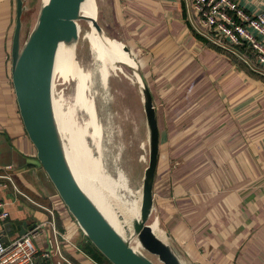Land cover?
Listing matches in <instances>:
<instances>
[{
    "label": "crops",
    "instance_id": "0c3cea01",
    "mask_svg": "<svg viewBox=\"0 0 264 264\" xmlns=\"http://www.w3.org/2000/svg\"><path fill=\"white\" fill-rule=\"evenodd\" d=\"M237 2L264 14V0ZM101 9L107 35L138 52L151 93L159 130L151 215L171 247L199 264H264V68L247 49L213 43L191 0H101ZM14 20L15 0H0V201L8 212L0 231L16 220L46 223L51 210L63 255L74 264H97L37 163L20 117L11 79ZM97 74L105 98L109 76ZM123 179L114 192L134 203L140 189ZM11 232L8 240L19 236Z\"/></svg>",
    "mask_w": 264,
    "mask_h": 264
},
{
    "label": "water",
    "instance_id": "95a60500",
    "mask_svg": "<svg viewBox=\"0 0 264 264\" xmlns=\"http://www.w3.org/2000/svg\"><path fill=\"white\" fill-rule=\"evenodd\" d=\"M83 0H47L42 3L31 31L21 42V17L24 0H15V20L11 41V79L19 114L25 131L36 149V158L52 182L57 194L76 223L93 246L111 264H157L139 249L135 251L109 224L103 214L77 183L64 154L53 105V65L60 42L78 41L77 20ZM93 25L105 35L94 19ZM123 50L131 54L125 45ZM131 59L133 57L131 56ZM137 64V62H136ZM141 81L143 110L147 127L148 162L144 168L139 220L133 221V231L142 249L155 255L161 264H199L182 260L171 245L160 239L147 223L153 209V182L158 161L159 130L155 108L146 80L137 64ZM36 224L25 226L23 221L6 222L0 231V240L17 230L23 235ZM7 231L8 232L7 234Z\"/></svg>",
    "mask_w": 264,
    "mask_h": 264
},
{
    "label": "rangeland",
    "instance_id": "374dc122",
    "mask_svg": "<svg viewBox=\"0 0 264 264\" xmlns=\"http://www.w3.org/2000/svg\"><path fill=\"white\" fill-rule=\"evenodd\" d=\"M96 2L98 7L97 22L103 29L105 28V15L101 9V0H96ZM41 4V0H24L25 7L21 17V42L25 40L34 26ZM77 25L79 37L72 61L65 67H61V64L59 71L53 76L55 111L66 151L75 159L81 158L83 171L87 172V175L94 181L98 192L103 196L105 194L110 200L111 195L108 189H113L117 179H120L123 174V182L126 180L127 182L125 183L130 182V186L134 190L141 189L143 171L148 162L146 119L138 84L131 79V68L125 64L118 63L128 75H123L118 71L115 72L110 66L109 72H105L102 53L96 55L89 46L87 38H85L84 34L86 31H89V28L84 22ZM103 31L109 37L104 29ZM131 56H133L137 64L141 63L137 51H133ZM101 72L105 76H109L106 77L108 78V91L105 98L100 93V87L104 86V80L97 74ZM82 79H84V83L88 87L86 90V92L88 91L87 97L94 104L93 115H89L90 110L86 104L83 105L84 107L80 106L79 99H73L76 85ZM98 82L103 83L99 85ZM89 116L91 117L89 118ZM86 132H88L89 136ZM74 135L77 137V140L79 137L78 142L83 141L86 156L82 157V153L77 154L76 150L72 147ZM89 154H91L93 159L100 160L105 171L103 175H100L95 167L87 162V157H90ZM36 161L39 164L37 158ZM124 195L127 196V194ZM154 218L155 215H151L147 223L151 225ZM30 223V220L24 221L26 227ZM40 228V232L33 239V242L40 251L52 254V246L48 242L51 236L48 220L46 223H42ZM160 228L162 227L160 226ZM14 238H16V235L12 237V239ZM166 241L175 247L169 238ZM139 250L153 262L161 264L155 255L149 254L141 247ZM56 259H58V256L52 255L49 261L52 264H56ZM99 260L101 262L104 261L102 258H99ZM60 264L68 263L62 261Z\"/></svg>",
    "mask_w": 264,
    "mask_h": 264
},
{
    "label": "bare ground",
    "instance_id": "6f19581e",
    "mask_svg": "<svg viewBox=\"0 0 264 264\" xmlns=\"http://www.w3.org/2000/svg\"><path fill=\"white\" fill-rule=\"evenodd\" d=\"M45 2H47V0H41V3H45ZM80 14L84 18L77 20V24L84 22L86 24V26L89 28V31H86L84 35H85V38H87V41H88L89 46L91 47L92 51H94L96 55L98 53H102L101 54L102 55V62L104 65L111 67L114 65H118V63H122V64H125L126 66L130 67L131 73H133V75L136 79V84H138V87L140 89L141 81L139 79L138 74L135 71V68L137 67L136 61L131 59L132 54H130V53L128 54L127 52H125L123 50V46H125V44H123L122 42H119L115 39L107 38L104 35H102L101 32H98L95 29V27L93 25V21H94V19L97 20V14H98V7L96 6L95 0H83L81 2V5H80ZM77 30H78V25H77ZM77 42L76 43L73 42V43H69V44L64 43V42H60L58 44L57 49H56V53H55L54 65H53V76L59 71L61 64H62L61 67H65L66 65L71 63L73 55H74L75 50H76ZM76 65H77V63H76ZM111 68L114 71L117 69V68L114 69L113 67H111ZM81 72H83V71H81ZM83 74H84V72H83ZM84 79H82L76 85V90H75V94H74L73 99L74 98H76L77 100L79 99L80 106L81 105L83 106L84 104H86L88 106V109L90 110L89 115H93L94 104H93L92 100L87 97L88 91L86 92V90L88 89V87L85 85ZM52 105H53V111H54L57 127H58L59 134H60L62 144H63L64 154H65L68 165H69L77 183L79 184L81 189L86 193V195L91 199V201L95 204V206L99 209V211L103 214V216L106 218V220L109 222V224L115 229V231L127 243H129V245L135 251L139 252L138 249H140L141 246L139 244L137 235L133 231L132 223H133V221L139 220L141 189H140V196L137 197V199L134 203H131V202L122 203L121 200L119 199V197L115 194V192H113L114 188L108 189L107 187L104 186L105 188H107L109 190V193L111 195L110 200H109V197H107L105 194H104V196L102 194H100L97 190V187H96V184L94 183V181L90 178V176L87 175V172L83 171V168L81 167V162H82L81 158L79 157V158L75 159L65 149L64 142H63V139L61 136V129L59 128V124H58V120H57V114L55 111L54 95L52 96ZM90 117L91 116H89V118ZM85 126H82V127H85ZM91 127H93V126H91ZM68 128H70V127H68ZM84 129H86V128H84ZM70 131L72 132V130H70ZM72 133H74V132H72ZM86 133L88 134V132H86ZM88 136H89V134H88ZM76 138L77 137L75 136L72 139V144H73L72 147L76 150L75 152H77V154L82 153L83 154L82 157H83L85 155L84 143L82 140L78 142L79 137H78V140ZM78 156H80V155H78ZM89 156L90 157H87V162L90 165L92 164V166L95 167L96 171L100 175H103V173L105 171L101 165L100 160L93 159V157H91V154H89ZM83 161H85V160L83 159ZM84 165H86V164H84ZM113 203H114V206H113ZM150 227H151L152 231L160 239L165 240V237H166L165 231L161 230V228L159 226V220L156 217L153 219Z\"/></svg>",
    "mask_w": 264,
    "mask_h": 264
},
{
    "label": "built area",
    "instance_id": "2783aa9c",
    "mask_svg": "<svg viewBox=\"0 0 264 264\" xmlns=\"http://www.w3.org/2000/svg\"><path fill=\"white\" fill-rule=\"evenodd\" d=\"M191 7L197 14L198 24L206 31L213 43L223 47L232 45L236 49H247L264 68L263 13L250 14L239 5L237 0H191ZM7 180L11 183L9 178ZM4 207L5 203L0 201V219L8 217ZM47 211L51 217L48 221L51 231L48 242L52 246L53 253L42 252L34 244L33 239L40 232V225H36L25 234L7 242L0 240V264H52L49 261L52 255L58 256L56 264L62 261L74 264L63 255L58 243L59 238L63 239V235L56 226L54 214L51 210Z\"/></svg>",
    "mask_w": 264,
    "mask_h": 264
},
{
    "label": "trees",
    "instance_id": "16d2710c",
    "mask_svg": "<svg viewBox=\"0 0 264 264\" xmlns=\"http://www.w3.org/2000/svg\"><path fill=\"white\" fill-rule=\"evenodd\" d=\"M234 57V56H233ZM88 239V238H87ZM89 241V240H88ZM89 244L91 245V249L90 251L87 250V252H89V256H91L98 264H101L99 258L104 259V261L109 262L94 246L93 244L89 241ZM86 253V252H85ZM110 263V262H109ZM111 264V263H110Z\"/></svg>",
    "mask_w": 264,
    "mask_h": 264
}]
</instances>
